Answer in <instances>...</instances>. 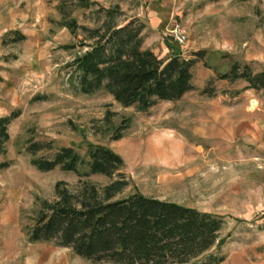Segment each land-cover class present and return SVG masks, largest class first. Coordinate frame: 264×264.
<instances>
[{"label": "rangeland", "instance_id": "374dc122", "mask_svg": "<svg viewBox=\"0 0 264 264\" xmlns=\"http://www.w3.org/2000/svg\"><path fill=\"white\" fill-rule=\"evenodd\" d=\"M90 1L0 0V116L17 113L0 153L7 163L0 166V264H112L56 239L29 240L42 201L56 199L57 182L75 192L115 177L38 170L26 150L31 141L50 143L35 157L71 146L84 160L79 173L87 169L88 146L110 148L129 179L117 197L138 191L222 217L219 240L197 259L215 252L224 255L221 264H264V93L218 77L235 61L264 65V0ZM60 3L86 26L100 7L118 4L120 22L137 17L145 24L144 48L163 60L172 51L197 58L193 88L144 111L120 105L103 88L76 92L68 63L87 47L80 30L61 25ZM174 23L186 30L184 44L168 36Z\"/></svg>", "mask_w": 264, "mask_h": 264}, {"label": "trees", "instance_id": "16d2710c", "mask_svg": "<svg viewBox=\"0 0 264 264\" xmlns=\"http://www.w3.org/2000/svg\"><path fill=\"white\" fill-rule=\"evenodd\" d=\"M74 1L79 7L93 4L90 0ZM58 9L63 14L61 25L73 33L80 30L87 47L68 63L73 74L69 80L76 92L90 94L103 88L120 105L144 111L158 101L178 100L193 88L192 68L197 58H185L172 51L163 60L150 48H144L145 24L137 17L120 22L117 17L123 12L118 4L100 7L101 15L91 26L78 24L74 17L65 14L63 3ZM218 77L244 80L247 89L264 93V65L254 69L249 63L235 61ZM15 116L17 113L0 116V153L5 151L8 125ZM120 137L121 133L114 136ZM45 147L51 149L50 143L31 141L26 147L32 155L30 163L38 170L58 167L80 176L115 177L102 188L87 184L75 192L57 182L56 199L42 201L28 232L30 241L56 239L59 245L96 262L186 264L219 240L221 216L138 191L117 197L128 186L129 179L121 171L123 159L110 148L100 144L88 146L87 169L79 173L78 167L84 160L71 146L59 147L50 156L35 157ZM224 258L210 252L190 264H221Z\"/></svg>", "mask_w": 264, "mask_h": 264}, {"label": "built area", "instance_id": "2783aa9c", "mask_svg": "<svg viewBox=\"0 0 264 264\" xmlns=\"http://www.w3.org/2000/svg\"><path fill=\"white\" fill-rule=\"evenodd\" d=\"M168 36L177 44H184L187 39L185 28L180 23H174L168 30Z\"/></svg>", "mask_w": 264, "mask_h": 264}, {"label": "crops", "instance_id": "0c3cea01", "mask_svg": "<svg viewBox=\"0 0 264 264\" xmlns=\"http://www.w3.org/2000/svg\"><path fill=\"white\" fill-rule=\"evenodd\" d=\"M160 199V198H159ZM185 206H187V205H185ZM189 207H191V206H189ZM206 212V211H205ZM261 214H264V209L261 211Z\"/></svg>", "mask_w": 264, "mask_h": 264}]
</instances>
